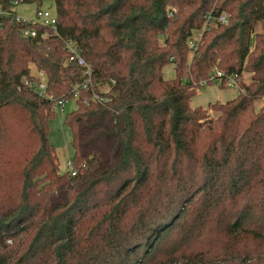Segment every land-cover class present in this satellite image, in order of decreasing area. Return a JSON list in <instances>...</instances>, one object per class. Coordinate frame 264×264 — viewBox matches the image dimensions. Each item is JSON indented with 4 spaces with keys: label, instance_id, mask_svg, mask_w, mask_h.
I'll return each instance as SVG.
<instances>
[{
    "label": "trees",
    "instance_id": "1",
    "mask_svg": "<svg viewBox=\"0 0 264 264\" xmlns=\"http://www.w3.org/2000/svg\"><path fill=\"white\" fill-rule=\"evenodd\" d=\"M24 1L0 0V264H264V0H53L55 29ZM215 68L242 90L192 107ZM74 97L72 174L49 121Z\"/></svg>",
    "mask_w": 264,
    "mask_h": 264
},
{
    "label": "rangeland",
    "instance_id": "2",
    "mask_svg": "<svg viewBox=\"0 0 264 264\" xmlns=\"http://www.w3.org/2000/svg\"><path fill=\"white\" fill-rule=\"evenodd\" d=\"M48 10L52 15L56 13L55 2L53 0H45L38 7L37 2H18L14 6V10L17 15L27 20H41V17L37 15V10ZM257 32H264L261 23H258L255 27L251 38V49L254 47L255 34ZM200 31H194L193 41L199 39ZM33 73L36 74L37 70L33 66ZM163 75L166 79H172L175 77V64L169 63L163 68ZM244 81L249 83L251 79V73L243 72ZM107 86H103V90ZM239 93L237 86L221 87L218 84L210 83L200 86L196 95L191 100V106H203L208 108L211 103L220 102L224 103L230 99H233ZM264 104V97L255 101V108L258 110ZM77 107L76 97L71 100L64 101L62 105L56 109V115L49 121V140L55 146L56 153L59 161V168L61 172L69 170L68 161L72 160L74 148L72 145V132L71 129L65 125L64 119L68 112H71ZM211 117H216L219 112L210 110ZM157 258V257H156ZM156 258H151L148 264H156ZM189 261L186 258L178 260L175 264H182V262ZM216 261V260H215ZM200 262L201 261H197ZM196 261H189L187 264H200ZM214 263V262H212ZM206 264V263H205ZM210 264V262H207Z\"/></svg>",
    "mask_w": 264,
    "mask_h": 264
},
{
    "label": "built area",
    "instance_id": "3",
    "mask_svg": "<svg viewBox=\"0 0 264 264\" xmlns=\"http://www.w3.org/2000/svg\"><path fill=\"white\" fill-rule=\"evenodd\" d=\"M173 13V10H169V14L171 15ZM37 15L41 17V20L34 21L30 20L32 24L35 23H41L43 26L50 27L51 29H55L57 26V19L54 15H52L48 10H39L37 12ZM207 20L204 24V29H209L212 25L216 23H228L229 21V14L225 11L219 13V15H216L212 13L211 11L207 13L206 15ZM20 19V16H18V20ZM25 19V18H24ZM27 20V19H26ZM29 21V20H28ZM23 34L26 36H35L36 35V30L33 29L32 27H27L23 30ZM195 42H192V45H194ZM69 49L71 51V56L68 59L70 60H75L77 63L81 66H84V74H86V79L82 82V88L87 87L90 79H91V68L85 61V59L80 55L79 49L76 45L73 43L69 44ZM39 76V81H36L35 84L33 85V88L40 94V95H47L46 87H47V81L44 72H38L37 74ZM241 80L242 78L237 74L233 73L230 75H227L224 70L220 68H215L212 70L210 73L209 77L207 80H204L201 82V85L205 84H210V83H215L221 86L222 84L226 83L227 86H237L238 89L242 90L241 87ZM80 85L75 87V96L79 95V90H80ZM48 97H52L51 95H48ZM93 98L100 99L102 98L99 94H95ZM64 101H58L56 104V109L60 105L63 104ZM69 165V170L71 171L72 174L76 173V170L73 166L72 160L68 161ZM194 264V263H193Z\"/></svg>",
    "mask_w": 264,
    "mask_h": 264
}]
</instances>
